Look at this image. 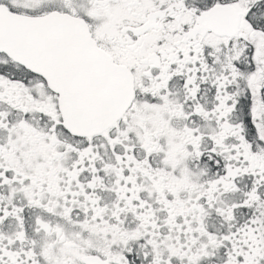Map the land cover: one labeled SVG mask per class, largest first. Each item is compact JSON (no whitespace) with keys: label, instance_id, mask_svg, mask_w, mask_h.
Listing matches in <instances>:
<instances>
[{"label":"snow or ice","instance_id":"1","mask_svg":"<svg viewBox=\"0 0 264 264\" xmlns=\"http://www.w3.org/2000/svg\"><path fill=\"white\" fill-rule=\"evenodd\" d=\"M0 264H264V0H0Z\"/></svg>","mask_w":264,"mask_h":264}]
</instances>
